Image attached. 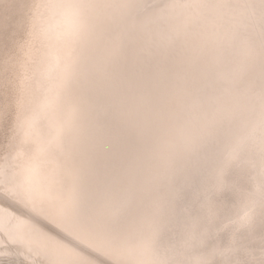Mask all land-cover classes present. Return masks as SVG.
<instances>
[{"label": "bare ground", "instance_id": "1", "mask_svg": "<svg viewBox=\"0 0 264 264\" xmlns=\"http://www.w3.org/2000/svg\"><path fill=\"white\" fill-rule=\"evenodd\" d=\"M37 2L41 0H31L26 5ZM100 2L113 6L89 11V30L75 56L68 45L71 25L63 10L41 9L35 36L31 21L26 17L25 38L15 42V49L9 55L10 59L22 53L19 46L24 42L26 50L36 53L21 76L24 86L20 98L29 124L19 132L15 141L17 147L10 157V162L17 165L15 171L19 172L25 160L24 150L19 146L21 138L32 133L37 136L55 134L74 116L83 153L80 170L84 184L82 197L86 202L90 195L88 186L99 174L97 162L110 151L107 144L97 148L98 134L104 121L108 91L114 90L119 80V71L115 75L104 71L113 59V46L103 36L97 18L116 22L113 28L119 32L128 52L131 73L140 71L145 63L142 57L151 59L154 52L167 46L177 19L199 21V40L206 41V46L200 45L194 33L183 38L177 54L184 63L175 78L173 91L184 99L186 111L193 121L199 122L204 116L202 100L236 115L241 121L239 134L247 145V158L239 166L233 165L221 172V161L229 160V139L234 131L227 124L203 135L194 125H170L173 129L171 138L161 140L154 148L150 149L143 140L135 144L122 141L128 157L127 167L143 170L150 189L162 203V256L167 249V256L185 260H197L211 253H215L213 258L217 261L236 258L238 254L260 259L264 247V206L260 191L259 96L258 89L253 95L240 86L244 70H251V60L258 61L259 57L258 13L243 7H171L193 3L243 5L247 0ZM23 10L28 15V9L24 7ZM225 53L234 59L226 60ZM15 61L13 59L7 69L10 78L5 93L10 96L17 82L12 71ZM73 63L76 75L70 98L62 99L69 66ZM254 75L255 78L259 76L258 62ZM41 121L43 128H40ZM189 141L195 147L179 151L177 146ZM2 154L0 194L7 196L9 203L8 206L0 205V247L4 246L0 250H19L23 255L38 258L41 252L48 264H77L80 260H86L87 264H109L116 250L107 242L98 241L81 230L58 207L15 195L17 180L13 173L5 177ZM17 156L19 160L12 159ZM12 207H17L21 213ZM145 230H150V225H146ZM130 258H141L140 250L131 251Z\"/></svg>", "mask_w": 264, "mask_h": 264}, {"label": "snow or ice", "instance_id": "2", "mask_svg": "<svg viewBox=\"0 0 264 264\" xmlns=\"http://www.w3.org/2000/svg\"><path fill=\"white\" fill-rule=\"evenodd\" d=\"M100 0H56V2H41L25 5L28 18L31 21L32 35L35 36L36 23L40 18V10L57 8L64 11L70 21L68 45L75 56L78 46L88 33L89 11L112 7ZM169 7V5H165ZM171 7L188 8H238L252 9L258 13L260 51L258 61L253 58L251 70L245 69L240 86L255 95L258 89L260 115V191L264 206V0H247L240 4H203L171 5ZM103 36L113 46V59L104 71L115 75L119 71V80L114 90L108 91L104 121L98 134L99 144L110 145V151L100 156L97 167L98 176L90 182V193L87 201L82 197L84 191L80 163L83 159L77 133L75 117L65 125L62 124L55 134L47 136L41 133L25 135L20 139V147L24 150L25 160L20 166L10 162L12 152L16 149L15 141L19 132L29 124L24 111L22 98L17 99L15 116L5 110L4 121L6 129L2 146L5 162V177L13 173L17 180L18 191L15 195L41 204L56 206L81 230L90 233L96 240L107 242L116 254L110 257L109 264H264V247L260 259L246 258V254H238L236 258L223 261L214 259L215 253L205 254L197 260H185L160 254V217L162 203L148 185L143 170L127 167L128 157L124 153L122 141L135 144L143 140L149 148H154L165 138H171L173 129L170 125L187 127L194 125L195 130L203 135L229 125L234 131L229 139V160L221 161V172L227 167L242 164L248 155L244 143L240 119L223 109L207 105L201 101L204 116L199 122L193 121L186 111L184 99L176 95L173 86L184 63L178 51L182 48V40L188 33H194L201 46L206 41H200L199 21L177 19L168 37V44L151 59L142 57L144 65L139 72L131 73L128 68L129 55L119 32L113 28L115 21L97 18ZM255 26V25H253ZM127 27V22H123ZM27 31L22 21L18 31ZM225 59L231 60L225 53ZM258 62L259 76L255 78V65ZM139 63V60H137ZM239 70V68H238ZM76 75V65L70 64L69 75L64 83L62 99L70 98V90ZM240 89L237 88V91ZM143 121V124H141ZM43 128V121L40 122ZM179 151L191 150L195 144L191 141L183 146H177ZM12 159L19 160V157ZM123 161V162H122ZM150 225V230L145 226ZM187 243V241H185ZM139 249L141 258H130V252ZM180 255L179 247L176 250ZM0 264H16L15 261H0ZM23 264V262H21ZM34 264H42L35 261ZM77 264H87L80 260Z\"/></svg>", "mask_w": 264, "mask_h": 264}, {"label": "rangeland", "instance_id": "3", "mask_svg": "<svg viewBox=\"0 0 264 264\" xmlns=\"http://www.w3.org/2000/svg\"><path fill=\"white\" fill-rule=\"evenodd\" d=\"M30 1L31 0H0V155L3 153L2 146L6 143L4 139L6 123L3 119L5 110H7L12 117L15 116L16 101L20 98L21 90L24 86L21 76H23L27 63L36 57L34 50H26V42H24L19 46V50L23 52L9 59V55H11L15 49V42L25 38V31H18V25L22 21L26 24V17L28 15L23 8ZM13 59L16 61L12 71L17 77V82L13 85L12 95L10 96L7 95L5 91L9 88L8 79L10 78L7 69L11 65ZM3 105H5L6 108L3 107ZM3 155L4 154H2V156ZM6 197L7 196L0 194V205L5 204L8 206ZM12 208L18 214L21 213L17 207ZM0 249H4V246H1ZM39 257L42 259L36 256L23 255L19 250H0V261L12 260L15 261L16 264H21V262H23V264H34L35 261H40L42 264H48V259H46L45 254L40 252Z\"/></svg>", "mask_w": 264, "mask_h": 264}]
</instances>
